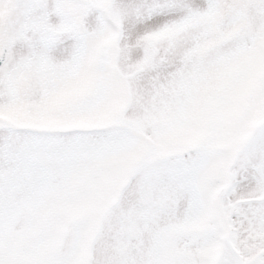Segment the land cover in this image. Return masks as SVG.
Returning a JSON list of instances; mask_svg holds the SVG:
<instances>
[{
  "label": "snow or ice",
  "instance_id": "obj_1",
  "mask_svg": "<svg viewBox=\"0 0 264 264\" xmlns=\"http://www.w3.org/2000/svg\"><path fill=\"white\" fill-rule=\"evenodd\" d=\"M0 264H264V0H0Z\"/></svg>",
  "mask_w": 264,
  "mask_h": 264
}]
</instances>
